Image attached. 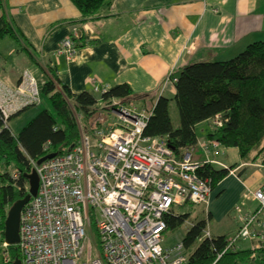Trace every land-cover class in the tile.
Listing matches in <instances>:
<instances>
[{"label": "built area", "instance_id": "1", "mask_svg": "<svg viewBox=\"0 0 264 264\" xmlns=\"http://www.w3.org/2000/svg\"><path fill=\"white\" fill-rule=\"evenodd\" d=\"M76 51L72 37H64L57 54L72 59ZM176 77H172L175 81ZM108 87L94 86L101 93ZM35 76L25 69L16 85L0 81V119L7 126L10 115L24 106L40 102ZM117 121L91 130L79 122L77 142L65 153L36 163V193L24 204L19 216V240L8 244L0 233V264H186L190 253L182 240L162 244L166 216L186 204L206 205L211 179L197 170L208 161L192 158L194 145L175 153L167 135H146L144 127L151 110L129 101L114 109ZM213 127L222 125L221 114L210 117ZM211 139L204 146L216 147ZM232 170V169H231ZM230 170V171H231ZM13 178L18 171L12 170ZM29 185L25 186L26 193ZM247 200L256 206L246 211ZM264 185L248 190L233 206L238 226L225 237L226 250L244 249L251 258L264 248ZM192 224V223H190ZM95 231V236L92 230ZM211 239L207 226L195 239ZM9 245L18 256L12 258Z\"/></svg>", "mask_w": 264, "mask_h": 264}, {"label": "crops", "instance_id": "2", "mask_svg": "<svg viewBox=\"0 0 264 264\" xmlns=\"http://www.w3.org/2000/svg\"><path fill=\"white\" fill-rule=\"evenodd\" d=\"M0 3V14L17 34L0 36V81L5 85H16L27 69L41 87L52 67L59 82L75 93L93 92L95 85L127 83L131 101L146 108L160 95L173 96L172 77L183 65L225 60L250 42L264 40V0H107L85 22L76 21L80 12L71 0ZM67 36L78 43L72 59L56 53ZM213 128L210 119L195 125L192 158L216 168L233 167L213 185L208 203L200 204L201 216L197 213L195 219H205L212 236H228L238 226L233 206L248 190L264 185V165L259 157L241 159L234 146L219 143L205 150ZM191 205L184 211L191 214L199 206ZM255 206L254 200H247L244 209ZM261 218L264 221V208ZM241 243L247 248V241Z\"/></svg>", "mask_w": 264, "mask_h": 264}, {"label": "trees", "instance_id": "3", "mask_svg": "<svg viewBox=\"0 0 264 264\" xmlns=\"http://www.w3.org/2000/svg\"><path fill=\"white\" fill-rule=\"evenodd\" d=\"M71 1L80 12L77 22L94 18L99 8L107 2ZM5 34L17 37L8 18L2 13L0 36ZM75 45L78 46V43ZM48 70L50 77L39 88L40 96L43 94L47 97L51 109H39L14 134L10 131L8 120L30 105L10 115L7 126L0 119L1 235L7 210L15 200L26 194L25 186L29 184L26 175L34 169L30 160L36 162L48 154L65 153L77 142L79 127L74 111L83 115L82 126L91 130L107 122L101 121L100 117L107 102L116 100L119 104H127L132 100L127 83L106 88L98 98L88 90L72 92L67 85L59 82L52 67H48ZM175 75V93L172 97L160 95L156 98L149 108L151 113L143 133L167 135L169 146L179 153L183 147L196 143L194 128L197 123L221 114L225 120L221 126L214 127L208 137L224 146L236 147L241 159L252 161L259 157L264 165V40L250 42L235 56L225 60L187 63ZM170 100L175 102L178 113V125L175 127L169 112ZM253 150L255 154L250 155ZM232 167L216 168L212 163L205 162L197 173L209 177L213 187ZM15 169L18 171L16 179L11 175ZM182 211L166 216L167 229L184 223L190 213ZM205 224V219L196 220L182 237V242L190 249L186 264H264V248L256 250L255 258H251V251L247 248L226 250L216 258L225 245V235L204 238L192 248ZM9 251L12 258L18 256L15 245H9Z\"/></svg>", "mask_w": 264, "mask_h": 264}, {"label": "rangeland", "instance_id": "4", "mask_svg": "<svg viewBox=\"0 0 264 264\" xmlns=\"http://www.w3.org/2000/svg\"><path fill=\"white\" fill-rule=\"evenodd\" d=\"M38 82V81H37ZM39 86V83H38ZM94 94L99 98V93H95ZM101 104V103H100ZM120 104L116 101V100H112L111 102H107L105 107L106 108H102L103 114L100 115V117L102 118L101 121L105 122L107 120L108 121H117V115L115 113V108H117V106H119ZM41 108H49L51 109V106L49 104V101L47 99V97L43 94H41V100L39 103L36 104H32L30 106H28L26 109L22 110L21 112H19L18 114L12 116L9 120H8V124H9V128L10 131L14 134L17 133L18 130L20 129V127L25 124L27 122V120H29V118H31V116L37 112L39 109ZM169 110H170V115H171V119L173 121V124L176 125L178 122V113H177V108L175 105V102L173 100L170 101L169 103ZM27 111H31V116L30 115H26ZM80 114L74 111V116H75V120L77 122V116H79ZM83 116V115H82ZM82 116L80 117L81 120H83ZM95 116V115H94ZM90 120H88L87 122H89ZM81 122V121H80ZM86 122V123H87ZM78 126H79V122H77ZM199 127L197 128L198 131ZM187 206V207H185ZM192 206L191 204H186L182 207L177 208V212H180L186 208L189 209V207ZM185 207V208H184ZM195 209V211L193 210ZM193 209H191V214L188 216V218L184 221V223H182L180 226L175 227L173 229H167L162 236V244L164 246H170L175 244L176 242H178L179 240H182L183 235L185 234L186 230L190 227V223L195 219V215H197L198 213V217H200V213H201V205L199 206H194ZM199 220V219H197ZM92 234L93 236H95V231L94 229L92 230ZM197 243H194L192 248L195 247ZM246 245L245 243L242 244L241 246ZM190 250V249H189Z\"/></svg>", "mask_w": 264, "mask_h": 264}, {"label": "water", "instance_id": "5", "mask_svg": "<svg viewBox=\"0 0 264 264\" xmlns=\"http://www.w3.org/2000/svg\"><path fill=\"white\" fill-rule=\"evenodd\" d=\"M54 154H48L41 158H39L36 163H40L42 160L49 158L53 156ZM26 177L28 178V192L22 197L17 200H15L9 209L7 210V214L4 220V228H3V237L4 240L8 244H15L19 240V216L20 211L24 204L28 201L31 195H34L36 193L37 184H38V178L35 170L33 169L31 173L27 174ZM12 264H20V260L18 258H15L12 261Z\"/></svg>", "mask_w": 264, "mask_h": 264}]
</instances>
